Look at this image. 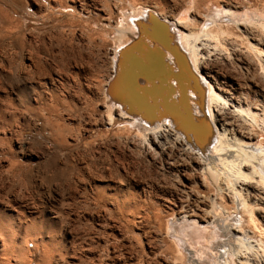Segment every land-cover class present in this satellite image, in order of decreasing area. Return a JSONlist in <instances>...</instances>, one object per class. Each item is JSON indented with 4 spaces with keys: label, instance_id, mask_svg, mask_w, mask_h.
<instances>
[{
    "label": "bare ground",
    "instance_id": "6f19581e",
    "mask_svg": "<svg viewBox=\"0 0 264 264\" xmlns=\"http://www.w3.org/2000/svg\"><path fill=\"white\" fill-rule=\"evenodd\" d=\"M45 1L47 2L46 6V3L42 4L41 0H32V4L36 5L40 12H44L47 11V9H50V11H56L60 14L62 10V14H64V9L72 8L74 9V11H78L79 13H86L89 15L93 13L90 9H85V7L81 5V3H78L75 0ZM111 1H114L113 4L116 2V0ZM121 1L122 0H120V2ZM51 2H53L52 5ZM146 3L147 4L141 3L139 4L140 6L136 7L137 4H134L133 1V3L131 4L135 5V7L127 3L124 8L122 6L118 10L121 19H123L124 21L126 20V22H129L128 19L131 20L130 23L133 28L132 30H130V32H127L128 34H130V38L129 36H124L122 33V35L126 37V41L122 39L124 40V42L121 45L119 43V50L117 49V51H114L113 49L112 52L108 53L112 56V64L110 69L108 70L110 72L109 78L107 80V83H105L106 85H104V104H101V108L105 110L106 114H102L103 116L100 118V124L105 127L110 126L112 122L116 121L118 127H126L127 129H129V131H134L135 133L131 137L119 138L120 143L123 142L124 144L131 145L138 151V155L146 158V162L151 163V165L153 164L154 166L158 165L159 167H161L160 169L163 170V172L169 174L173 183L178 186V190H175V197L171 196V199H168V202L166 200L167 207H165L167 208L169 215L167 214L168 217L166 218V222L164 223L165 225H163V228L160 225V230L158 233V237L160 240L159 249L162 253H164L163 249L165 250V253L162 254L160 258V261L162 262V264H177L176 257H180L179 264H264V138L259 140L261 136H264V0H162L161 4L156 0H150ZM118 5H116L117 8ZM94 12H96L97 14L102 13L101 22L103 24H106L108 27L111 26L112 20L110 21L107 18V14L103 13L101 9H95ZM118 13L116 12V14ZM60 14H58V16ZM111 15H113L112 12ZM152 16L156 17L157 20L153 19ZM108 17H110L111 19V16ZM86 23L88 24V22ZM127 26L128 25H125V27ZM11 29H9V31H11ZM19 29L22 28L19 27ZM127 29L128 28H126V30ZM9 31L8 33H10ZM115 31H117L115 33L116 35L118 32H122L119 27L115 28ZM123 32H125V30ZM81 33L83 34L82 31ZM82 34L80 35L82 36ZM9 35L6 36L5 34L4 37H9ZM61 36L63 37L64 35ZM88 36L87 39L89 38ZM123 36L120 35V37ZM117 37V40L119 41V36ZM170 42L172 44H170ZM108 43H110V41H108ZM117 45L118 44H116V46ZM21 46L23 45L21 44ZM137 46L141 48H138ZM7 48L9 47L7 46ZM156 48L160 51H163L169 62L175 60L178 68L182 69L184 72H187L189 69L193 71L199 81L197 86V89L199 91L196 89V91L190 92L191 102L196 109H198L199 106L202 107V114L205 116L207 124L212 129L211 138H209L210 131H208L207 129L202 130L204 138L200 142L201 146L195 143V137L189 132L183 130L180 127V123L174 118L168 116L165 113L160 114L158 116L159 120L156 121H151L145 116H137L136 113H133L129 107L122 104L115 95L117 83L118 81L120 82L119 77L122 75L120 60L125 53V50H128L129 54H132L137 53L141 50H153ZM14 53L17 52L14 51ZM6 57L4 58L6 59ZM59 60H61L63 64V59L58 58V61ZM183 60L187 63L186 66L182 65L181 62H183ZM10 61H14L13 58ZM36 61L38 60H35V62ZM35 62L33 63V61H30L28 66L36 69ZM36 63L38 66V62ZM43 63L39 62V64ZM12 64L13 62L11 63V65ZM3 65H1V67H3ZM64 65L66 66V62ZM31 68L29 70H31ZM54 68L50 69L53 71ZM61 69L62 68H60L59 70ZM9 71L12 70L9 69ZM56 71L54 70V73ZM61 71H59V73H61ZM43 72L44 70L40 73L42 74ZM30 73H28L27 75H29ZM49 75L51 74L49 73ZM49 75H47V77ZM71 77H74L73 74ZM30 78L31 77H29L28 79L30 80ZM53 78L54 77H52V81H54ZM75 80L76 78L72 81ZM26 84H28L31 88V83L25 82L24 86L27 87L28 85ZM62 84L65 83L62 82ZM123 84L126 85L125 83ZM85 85L87 84L85 83ZM145 85L150 87L152 86L150 83H145ZM190 87H192V85H190ZM199 96H201V98H199ZM27 98L29 102L32 103L30 108L31 110H35L36 112L38 111L39 113H46L48 115H46L47 117H44L42 115L44 125L47 126V129L48 127H50L51 129L54 127L58 128V120L56 119L57 121H55V119H51L53 116L50 117V114H53L52 112L56 114V106L48 104L49 102H44L39 105L37 103L38 99L36 98L35 92H33L32 90L28 93ZM46 100L47 99H45V101ZM67 100L68 99H66V101ZM132 100L135 101L134 99ZM33 103H35V105H33ZM11 105L12 104L8 106L10 107ZM74 110L76 111V109ZM199 112L201 111H197L196 113L200 114ZM74 117H76V115ZM60 120H62V118H60L59 121ZM67 121L68 118L63 119L64 123ZM70 121L68 123H70ZM94 122H96V120ZM86 125L88 126V128H90L92 124L88 121ZM7 132L3 130L2 126L0 125V143L7 135L10 136V133L8 134ZM59 134H56V136L59 137ZM112 138L115 137L113 136ZM62 139L63 138L61 136V140ZM93 139L96 138L94 137ZM64 143L62 140L61 144H63V146ZM1 144L3 145V143ZM16 144L18 153L22 157L26 158L27 161H39L44 157L50 159V161H53L55 165H57L56 168L54 167V170L44 175L46 179H49V181L54 180V184L58 181H60V183H63V185L67 183L70 175V171L68 172V169L70 167L67 169L68 161L64 157L65 155L59 156L55 152L48 151L45 155L37 156L26 152L27 149L25 150V143L16 142ZM2 149L4 150V148ZM56 150H58V148ZM91 155L92 154H90L89 157ZM141 156L139 157L141 158ZM88 161H86L87 164H89ZM13 166L8 168L9 173L13 170ZM88 168H77L79 170L78 172L81 173L77 174L78 177L74 178V180L77 184V187L80 184V186H83V189L87 190L94 205L100 202H104L105 205L108 204L112 206L114 210L122 212L120 206L123 208L124 203H128L129 197L133 196V192H130V189L131 191L134 190L139 194H145V187H147V185L144 183V181H140L134 178L116 180L110 177L111 174H109V176H106L103 173L97 174L94 173L95 171H90V168L88 170ZM74 176L76 177V175ZM16 183H18V181ZM44 185H46L45 182ZM21 186L23 185L21 184ZM56 186L58 185L56 184ZM56 186L53 191L57 189ZM195 187L198 190L195 189ZM24 188L22 187V189ZM125 188H127L128 191H126ZM25 189H27V187ZM79 189H81V187ZM76 190H78V188ZM56 192H58V190ZM79 192L80 191H78V193ZM59 194L61 195V193ZM29 196L31 197V195ZM25 197L26 195L23 198ZM61 197L64 199L63 196ZM119 197L123 199V201L120 200L119 202ZM164 199H166V197ZM75 201L76 200H74V202ZM1 203L4 204V202ZM32 204L34 205V203ZM26 215L30 219V221H22L18 219L16 208L0 204V262L7 261L8 264H32V259H35L36 264H76L78 262L79 257H76L72 250L75 236L72 231L69 230V228H66L64 232L61 231L63 232V236L61 235L63 242L61 247V244L59 245L58 241L52 235L50 236L46 233H40L39 225L35 224V216L37 215L35 211H30ZM45 217L48 221L54 223L57 216L56 213L48 211V214H46ZM14 220H17V224L13 222ZM139 223H141V221H139ZM71 226L72 225H70V227ZM65 227H67V224ZM50 229L51 231H53V227H51ZM110 230L117 234H119L120 232L119 229H115L113 227H111ZM83 237H85L84 234ZM99 239L100 238H98V240ZM80 242L82 243V241ZM29 244L32 246V250L29 249ZM31 252L32 254L30 255L29 253ZM29 255L32 259L29 258ZM83 261L85 263L86 260ZM97 261L101 260L97 259ZM126 262L128 263V261ZM126 262L119 258H112L111 260L107 261V264H127Z\"/></svg>",
    "mask_w": 264,
    "mask_h": 264
},
{
    "label": "rangeland",
    "instance_id": "374dc122",
    "mask_svg": "<svg viewBox=\"0 0 264 264\" xmlns=\"http://www.w3.org/2000/svg\"><path fill=\"white\" fill-rule=\"evenodd\" d=\"M75 1L78 3H81V5L85 7V9H90L93 13H91L90 15L86 14V13H79L78 11H74V9H72V8L64 9L63 10L64 14H62V10H61V14L59 12H56V11H53L54 12L53 13L52 11H50V9H47V11H44V12L43 11L40 12L38 7L34 4H32V0H14V1L13 0H0V34H1L0 35L1 36L0 37V67H1V65H3V63L5 65V66L3 65V67L0 68V86H1V88H0L1 89V91H0V125L2 126L3 130H5L6 132L8 131L7 132L8 134L10 133L9 134L10 136L7 135L5 138H3V141H1V143H3V145L0 143V147H1L0 148L1 149L0 150V178H1L0 179V204L16 208L17 217H18V219H20L22 221H24V220L30 221V219L27 217L26 214H28V212H30V211H35L37 213V215L35 216V224L39 225L40 233L41 234L46 233L50 236L52 235L58 241L59 245L61 244V247H62V243H63L62 242L63 232L66 228H69V230L72 231V233L75 236L74 237L75 241H74V245H73L72 250H73L75 256L79 257L78 262L76 264H104V263L107 264V261L111 260L112 258H119L125 262L128 261V263L126 262L127 264H162V262L160 261V258L162 256V254L165 253V250L163 249L164 253H162L159 249V246H160L159 241L160 240L158 237V233L160 230V225L163 228V225H165L164 223L166 222V218L169 215L167 208H166L168 199L170 200L171 196L175 197V192L178 190V186L173 183L169 174L163 172V170L160 169L161 167H159L158 165L154 166L153 164L151 165V163L146 162L147 161V160H145L146 158H144L141 155H138L139 154L138 151L134 147H132L131 145L124 144L123 142L120 143L119 138L131 137L135 133L134 131H132V130L129 131V129H127L126 127H124V128L118 127L116 121L112 122V124L110 126H105V127L100 124V118L106 114L105 110L101 108L102 107L101 104L102 103L104 104V99H105V97H103V95H104L103 92L105 89L104 85H106L105 83H107V80L109 78L110 72L108 70L110 69L111 64H112V56L109 55L108 53L112 52L113 49H114V51L115 50L117 51V49L119 50V46L124 42V40L126 41V37H128L130 35L127 32H130V30H132V28H133L131 23H130L131 20L128 19L129 22H126V20L124 21L123 19H121L119 16L118 10L122 6L124 8L127 3H129V4L133 3V1H134V4H137L136 7H138V6H140L139 4H141V3L147 4L146 2H149L150 0H136V2H135V0H122L123 2L122 1L120 2V0H116V2L114 4H113L114 1H111V0H79V1L75 0ZM156 1L160 2V4L162 3V0H156ZM41 3L42 4L46 3L45 6L47 5V2L45 0H41ZM106 3H108V4H106ZM52 4H53V2H51V5ZM116 5H118V8ZM131 5H133V4H131ZM2 6H3V8H2ZM133 6L135 7V5H133ZM94 8L97 10L101 9V11L103 13L107 14V18L110 21L112 20L110 27H113L114 29L108 27L106 24H103L101 22L102 13L97 14L96 12H94L95 11ZM70 10H71V12H70ZM111 12L113 13V15H111ZM116 12L118 14H116ZM56 13H58L60 15L58 16V14H56ZM70 13H72V14H70ZM108 16H111V19ZM119 20H121V21H119ZM86 22H88V24ZM119 22L122 24V26ZM125 25H128L129 27L128 26L125 27ZM7 27L9 29L12 28L11 29L12 32L9 31V29ZM19 27L22 29H19ZM23 27H24V29H23ZM118 27L122 30V32H118L116 35L115 33L117 31H115V28H118ZM126 28H128V29L126 30ZM124 30H125V32H123ZM8 31L11 34L8 33ZM81 31L83 32V34L81 33ZM93 31H94V33H93ZM103 32H104V34H103ZM122 33L124 36L126 35V37H124L122 35ZM5 34H6V36H8L10 34L9 35L10 38L6 37L7 38L6 39L4 37ZM59 34L64 35L63 37L65 39ZM80 34H82V36ZM88 35H90L91 37ZM96 35L97 36L99 35V36L97 37ZM120 35L123 37H120ZM58 36H60V37H58ZM87 36L89 37L88 39H87ZM117 36H119V41L117 40V38H118ZM95 37H96V39H95ZM13 38H15V39H13ZM103 38H104V40L106 38V40L104 41ZM129 38H130V36H129ZM17 39H18V41H17ZM62 39H63V41H62ZM107 39H109V40H107ZM112 39H113V41H112ZM122 39H124V40H122ZM108 41H110V43H108ZM17 42H18V44H17ZM20 42L24 47L21 46ZM6 43H7V45H6ZM12 43L14 46L12 45ZM119 43H120V45H119ZM116 44H118V45L116 46ZM7 46L9 48H7ZM110 47H112V48H110ZM13 50L17 53H14ZM105 50L106 51L108 50V51L106 52ZM30 51H32V52H30ZM27 52H29V53H27ZM10 54H12V55H10ZM5 55L6 56L8 55V56L6 57ZM33 56H34V58H33ZM4 57H6V59ZM3 58H4V60H3ZM12 58L14 61H12L13 64L11 65L12 62L10 60H12ZM39 58L41 61L39 60ZM58 58L63 59L62 60L63 64H62L61 60L58 61ZM53 59H54V61H53ZM35 60H38L36 62H38L39 67L37 66V63L35 62ZM9 61H10V63H9ZM30 61L31 62L33 61V63L35 62L36 69H33V68L28 66ZM1 62H3V63H1ZM39 62L40 63L44 62V63L39 64ZM45 62L46 63L48 62V63L46 64ZM52 62H54V63H52ZM65 62H66V66L64 65ZM51 65H52V67H51ZM42 66H44V67H42ZM49 66L51 69L54 67H57V68L60 67V68H62L61 70H63L65 73L63 71L59 70L60 68H58V69L54 68L52 71L49 68ZM67 67H69V68H67ZM30 68H31V70H29ZM9 69L12 71H9ZM46 69H48V70H46ZM20 70H22V71H20ZM40 70H42V71L44 70L45 73L43 72L42 73L43 75H42L40 73L42 71H40ZM54 70L55 71L59 70V71H61V73H59V71H58L59 74L57 73V71L54 73ZM17 71H19V72H17ZM30 71H31V73H30ZM48 71H50V72H48ZM66 72L68 75L66 74ZM70 72L73 74L74 77H71L72 74ZM28 73H30L29 74L30 76L27 75ZM36 73H38V74H36ZM46 73H48V74H46ZM49 73L51 75H49ZM47 75H49V76L47 77ZM26 76L28 78L31 77L30 80ZM65 76H67V77H65ZM32 77H33V79H32ZM41 77H43V78H41ZM52 77H54L53 78L54 81H52ZM75 78H76V80L72 81ZM105 78H107V79H105ZM42 79H44V80H42ZM69 79H70V81H69ZM25 82L31 83V88L29 87L28 84H26V85H28L27 87L24 86ZM62 82L65 84H62ZM85 83L87 85H85ZM58 87H60V88H58ZM99 89L101 90V92ZM116 89H115V91H116ZM31 90L33 92H35L36 98L38 99L37 103L39 105L44 103V102L45 103L49 102L48 104L56 106V109H55L56 114H54V112H52L53 114H50L51 116L50 115L49 116L50 117L53 116L51 119H55V121L58 120V128L54 127L51 129L50 127H48V129H47V126L44 125L43 117H42V115L45 117L47 114L46 113H39L38 111L36 112L35 110L30 109L32 103L29 102L27 96ZM75 94H77V95H75ZM61 95H63L64 97ZM97 98H98V100H97ZM45 99H47V100L45 101ZM66 99H68V100L66 101ZM10 104H12V105L9 107L8 105H10ZM17 104H18V106H17ZM77 104H78V106H77ZM33 105H35V103H33ZM22 106H23V108H22ZM75 107H77V108H75ZM74 109H76V111L78 109V111L76 112ZM70 110H74V111H70ZM11 112H13V113H11ZM74 112H76V113H74ZM30 115H32V116H30ZM63 115H64V117H63ZM75 115L77 118L74 117ZM88 116H90V117H88ZM60 118H62V120L59 121ZM64 118H68V121L65 123L63 122ZM78 118H80V119H78ZM12 119H13V121H12ZM95 120H96L97 124H96V122H94ZM69 121H70V123H68ZM88 121L92 124L90 128H88V126L86 125V123ZM13 122H14V124H13ZM60 122H61V124H60ZM93 122H94V124H93ZM66 123H68V124H66ZM64 124H65V127H64ZM3 125H4V127H3ZM12 125L14 128L12 127ZM16 125H17V128H16ZM68 125H69V127H68ZM73 125H74V127H73ZM66 129L69 132H67ZM76 129L79 133L76 131ZM59 132H60V134H59ZM80 132H81V134H80ZM55 133L59 134V137H57ZM61 133H62V135H61ZM113 133H115V134H113ZM119 133L121 134L122 137L120 136ZM129 133H130V136H129ZM80 135H81V137H80ZM112 135L115 138H112L113 137ZM61 136L63 138L62 139L63 143L65 142L64 146H63V144H61V141H62ZM98 136H99V138H98ZM100 136H101V138H100ZM94 137L96 139H93ZM7 138H8V140H7ZM262 138H264V136H261L259 138V140H261ZM54 139L55 140L57 139L56 142ZM64 139L67 141V143ZM75 139H76V141H75ZM110 141H111V143H110ZM16 142L25 143L26 144L25 150L27 149L26 152L37 155V156L45 155L48 151L49 152H55L59 156L65 155L64 157L68 161L67 162V169L70 167L68 169V172L70 171L69 174L71 175V176L69 175V178H68L69 180H67V183L65 185H63V183H60V181H58V182H55V184H54L53 183L54 180L51 179L52 181H49V179H46L44 177V175L48 174L50 171L54 170V167L56 168L57 165H55V163L53 161H50V159H47L44 157H43V159H41L39 161H35V160L34 161H27L26 158L22 157L18 153V148H17ZM76 142H78V143H76ZM57 143H59V144H57ZM118 143H119V145H118ZM60 145H62L63 147ZM111 145H112V147H111ZM2 148H4V150ZM57 148H58V150H56ZM131 148H133L135 150H133ZM1 151L2 152L4 151L3 153L5 155ZM134 153H136L138 155V158H137V155ZM81 154H83V155H81ZM87 154H88V156H87ZM90 154H92V155L89 157ZM93 154L95 155V157ZM73 155H75V156H73ZM78 155H79V157H78ZM1 156H3V157H1ZM139 156H141V158ZM86 158H87V160H86ZM73 160H74V162H73ZM83 160H85V161H83ZM86 161H88L89 164H87ZM75 162H78V163H75ZM90 162H91V164H90ZM70 163L71 164L73 163L72 166ZM84 163H86V164H84ZM77 164H78V166H77ZM93 164H94V168H93ZM11 166H13V170L10 171V173H9L8 168ZM19 166H21V167H19ZM76 167L78 169L79 168L82 169V167L84 169H86L89 167L90 171L91 170H92V172L95 171L94 173H97V174L103 173L106 176H109V174H111L110 177L112 179H116V180H118V179L119 180H125L127 178H134V179H137L140 181H144V183L147 185V187H145V194L142 195V194H139L138 192H135L134 190L131 191V189H130V192H133L132 193L133 196L129 197L128 203L127 202L124 203L123 208L120 206V208L122 209V212H120L118 210L117 211L114 210L112 208V206H110L108 204L105 205L104 202H100V203L94 205L91 198H90L89 193L87 192V190L83 189V186H80V184L77 187V184H76L74 178H77L78 177L77 174H80L81 172H78L79 170ZM46 168H47V170H46ZM89 168H88V170H89ZM103 168H104V170H103ZM107 169L110 171V173ZM126 172H128V173H126ZM74 175H76V177ZM6 178H7V180H6ZM8 179H11V180H8ZM30 179H31V181H30ZM43 180H46V181H43ZM72 180H74V181H72ZM17 181L19 184L16 183ZM44 182L46 185H44ZM52 183H53V185H52ZM73 183H75L76 186ZM21 184L23 186H21ZM56 184L59 187L56 186ZM59 184L60 185L62 184V185L60 186ZM24 186H25V188L27 187V189H25ZM55 186L57 187V189L55 191H53L55 189ZM10 187H11V189H10ZM22 187L24 189H22ZM80 187H81V189H79ZM176 187H177V189H176ZM72 188L74 189V191ZM77 188H78V190H76ZM19 189L20 190L22 189V190L20 191ZM69 189H71V190H69ZM125 189H126V191H128L127 188H125ZM195 189H197V188L195 187ZM24 190H25V193H24ZM57 190H58V192H56ZM14 191L15 192L19 191L20 193L19 192L15 193ZM78 191H80L79 192L80 195H79ZM67 192H69V193H67ZM23 193L26 195L27 198L26 197L23 198L25 196ZM57 193H58V195H57ZM59 193H61V195ZM86 193H88V194H86ZM172 193H173V195H172ZM21 194H23V195H21ZM29 195H31V197ZM65 195H66V197H65ZM16 196L18 198L21 197L23 199H21V198L18 199ZM61 196H63L64 199ZM69 196H71V197H69ZM85 196H87V197H85ZM165 197H166V199H164ZM73 199L76 201L74 202ZM63 200L65 203L63 202ZM120 200L123 201V199L120 198L119 202H120ZM166 200H167V202H166ZM1 202H4V204ZM6 202H8V203H6ZM15 203H16V206H15ZM32 203H34L35 206ZM64 204H66V205H64ZM27 208H29V209H27ZM48 211L56 213L57 217H56L54 223H51L45 217V215L48 214ZM55 211H57V212H55ZM66 211H68V212H66ZM110 214L111 215L114 214V215L111 216ZM165 214H166V217H165ZM102 220H104V221H102ZM139 221H141L142 224L139 223ZM13 222L15 224H17V220H14ZM65 223L67 224V227H65L66 226ZM70 223H72V224H70ZM106 224H107V226H106ZM70 225H72V226L70 227ZM51 227H53V231H51V229H50ZM111 227H113L115 229H119L120 230L119 234L112 232L110 230ZM156 229H157V231H156ZM140 230H141V232H140ZM61 231H63V232H61ZM122 232H124V233H122ZM83 234L85 237H83ZM98 238H100L99 239L100 241L98 240ZM155 238H157V239H155ZM77 239H78V241H77ZM95 239H96V241H95ZM80 241H82V243ZM78 243H79V245H78ZM75 246H76V248H75ZM28 247H29V249L32 250V246L30 244ZM79 247H80V249H79ZM92 249H93V251H92ZM90 251L95 252V253H91ZM129 251H131V252H129ZM29 254L31 255L32 252ZM30 255H29V258L31 257ZM110 257H112V258H110ZM176 258H177L176 262H177V264H179L180 257H176ZM30 259H32V258H30ZM97 259L98 260L100 259L101 261H97ZM32 260H33L32 264H36L35 259H32ZM83 260H86L85 263ZM79 261H80V263H79ZM0 264H8V262L7 261H1ZM50 264H55V263H50Z\"/></svg>",
    "mask_w": 264,
    "mask_h": 264
},
{
    "label": "water",
    "instance_id": "95a60500",
    "mask_svg": "<svg viewBox=\"0 0 264 264\" xmlns=\"http://www.w3.org/2000/svg\"><path fill=\"white\" fill-rule=\"evenodd\" d=\"M152 18L157 20L154 16ZM181 63L183 66L187 64L184 60ZM120 67L122 75L115 95L133 113L151 121L159 120L158 116L165 113L177 120L183 130L192 134L199 146L204 138L203 129L210 131L209 138L212 137V129L202 114V107L196 109L191 102L190 92L196 91L199 82L193 71L189 69L184 72L178 68L175 60L169 62L163 51L157 48L132 54L125 50ZM145 83L152 86H146ZM197 111H201L200 114Z\"/></svg>",
    "mask_w": 264,
    "mask_h": 264
}]
</instances>
